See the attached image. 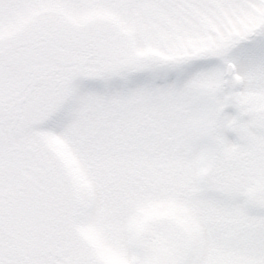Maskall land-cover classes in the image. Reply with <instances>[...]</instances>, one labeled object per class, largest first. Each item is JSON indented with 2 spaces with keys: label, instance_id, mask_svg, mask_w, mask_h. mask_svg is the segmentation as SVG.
Wrapping results in <instances>:
<instances>
[{
  "label": "snow or ice",
  "instance_id": "6c2138e0",
  "mask_svg": "<svg viewBox=\"0 0 264 264\" xmlns=\"http://www.w3.org/2000/svg\"><path fill=\"white\" fill-rule=\"evenodd\" d=\"M0 264H264V0H0Z\"/></svg>",
  "mask_w": 264,
  "mask_h": 264
}]
</instances>
